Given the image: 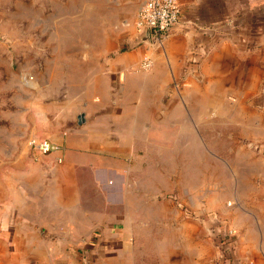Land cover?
<instances>
[{"label": "rangeland", "instance_id": "obj_1", "mask_svg": "<svg viewBox=\"0 0 264 264\" xmlns=\"http://www.w3.org/2000/svg\"><path fill=\"white\" fill-rule=\"evenodd\" d=\"M132 2L0 0V264H30L31 256L41 253L28 250L22 241L27 236L22 230L30 226L24 213L42 209L46 188L35 180L47 182L52 176L50 166L40 159L43 154L29 141L46 139L53 145L51 151L58 149L60 133L74 128L75 122H84L77 119L84 110L81 94L92 84L100 51L116 49L117 42L122 47L146 43L127 37L139 6ZM214 68L209 81V76L182 74L164 96L183 104L181 145L194 144L204 153L198 155V162L207 165L194 166L195 186L182 177L180 186L170 179L164 190L149 187V202L138 206L167 217H132L129 227L137 233L128 234L126 241L132 248L133 264H174L168 252L176 248V238L158 252L148 243L149 228L174 227L188 220L198 223V264L207 259L212 264H244L238 257L233 220L240 218L244 226L260 218V212L264 214V207L254 202L264 196V68L260 74L255 70L244 76L241 84L227 85L226 90L216 83L220 75ZM78 70L81 74L76 80ZM226 78L238 79V75ZM236 86L241 89H232ZM186 157L181 152L182 162ZM78 206L60 203L66 214ZM124 214V209L118 210L120 216L102 220L101 225L120 229ZM59 221L57 229L76 220Z\"/></svg>", "mask_w": 264, "mask_h": 264}, {"label": "crops", "instance_id": "obj_2", "mask_svg": "<svg viewBox=\"0 0 264 264\" xmlns=\"http://www.w3.org/2000/svg\"><path fill=\"white\" fill-rule=\"evenodd\" d=\"M144 1L132 4L139 5V10ZM176 1L180 19L160 42L136 46L130 42L129 47L117 42L116 49L100 51L92 84L81 94L84 122L62 131L57 140L60 147L40 157L50 166L52 177L47 182L35 180L46 188L42 209L24 213L30 226L22 230L27 235L22 241L28 250L41 252L31 256L30 264H133L132 248L126 241L128 234L137 233L129 227L132 217H167L150 207L140 208L139 202L148 203L149 187L164 190L170 179L180 186L183 177L195 186L194 166L202 164L197 158L204 154L192 143L182 147L183 104L165 98L166 92L182 74L209 76V81L214 66L220 75L216 83L224 85H217L221 90L243 83L244 76L255 70L260 74L264 68V0ZM126 33L138 39L135 20ZM144 58L150 60L148 69L141 67ZM79 74L78 70L76 80ZM229 74H237L238 79L226 78ZM181 152L188 157L184 162ZM258 198L254 202L263 209L264 196ZM60 203L79 206L66 214ZM121 209L125 212L123 230L101 225L102 220L120 216ZM260 215L244 226L240 218L233 220L238 257L244 264H264V214ZM66 217L76 221L57 229L59 220ZM39 225L44 228L33 229ZM156 226H150L148 239L156 251L176 238V248L168 252L174 264H198L201 249L196 220ZM205 264H212L211 259Z\"/></svg>", "mask_w": 264, "mask_h": 264}, {"label": "built area", "instance_id": "obj_3", "mask_svg": "<svg viewBox=\"0 0 264 264\" xmlns=\"http://www.w3.org/2000/svg\"><path fill=\"white\" fill-rule=\"evenodd\" d=\"M180 13V7L176 0H145L140 6L135 19V27L138 30L139 38H142V34L146 31L147 40L144 42L150 43L152 40L160 42L162 37L168 34L178 23ZM141 66L144 69L149 68V59L144 58ZM29 145L41 154H46L53 148V145L46 139L32 138Z\"/></svg>", "mask_w": 264, "mask_h": 264}, {"label": "water", "instance_id": "obj_4", "mask_svg": "<svg viewBox=\"0 0 264 264\" xmlns=\"http://www.w3.org/2000/svg\"><path fill=\"white\" fill-rule=\"evenodd\" d=\"M137 36H138V39H142L143 41L147 40V32L146 31L142 34V38H139V34ZM77 119H78V123H81L84 120L83 113L78 114Z\"/></svg>", "mask_w": 264, "mask_h": 264}]
</instances>
